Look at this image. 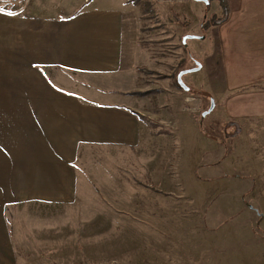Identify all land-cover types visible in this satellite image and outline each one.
Returning a JSON list of instances; mask_svg holds the SVG:
<instances>
[{
  "label": "crops",
  "instance_id": "0c3cea01",
  "mask_svg": "<svg viewBox=\"0 0 264 264\" xmlns=\"http://www.w3.org/2000/svg\"><path fill=\"white\" fill-rule=\"evenodd\" d=\"M228 2L229 18L210 29L216 28L222 67L221 86L210 93L229 124L218 141H235L248 154L256 188L246 198L248 188L240 192L258 214L254 203L264 205V0ZM0 8V264L80 263L84 252L73 241L81 238L83 219L70 210L97 197L88 194L92 180L80 173V158L91 146H139L147 139L140 115L160 119L146 106L147 95L129 93L144 90L136 66L146 52L140 41L149 19L130 0H0ZM110 181L114 192L120 182ZM126 182L113 203L134 202ZM120 231L113 225L107 235L116 250L137 240ZM85 232L98 239L97 231Z\"/></svg>",
  "mask_w": 264,
  "mask_h": 264
},
{
  "label": "rangeland",
  "instance_id": "374dc122",
  "mask_svg": "<svg viewBox=\"0 0 264 264\" xmlns=\"http://www.w3.org/2000/svg\"><path fill=\"white\" fill-rule=\"evenodd\" d=\"M146 2L149 9L144 8ZM138 5L150 24L144 27L146 34L140 41L146 52L136 67L141 88L152 91L146 106L160 119L140 115L147 139L139 146H91L86 149L88 156L85 153L80 158V173H89L92 180L88 194L97 197L96 203H79L69 209L83 219L81 238L77 241L75 237L73 243L84 255L76 264H258L264 256L260 239L264 220L258 216L264 215V205L254 203L257 214L243 204L240 192L244 194L247 187L246 198L256 188L248 154L241 146L237 149L235 141H218L229 125L221 121L218 108L203 116L211 105L210 92L221 86L216 28L212 32L214 25L204 27L213 16L222 15L220 3L140 0ZM188 35L204 38L187 37L184 42ZM197 62L202 68L183 76L190 88L186 90L177 75L196 67ZM122 153L130 159L123 161ZM242 173L245 175L237 177ZM112 178L120 182L114 185V192L110 190ZM123 181H127L124 185L133 203H117L116 199L113 203L112 196L121 194ZM121 215L129 218L124 224L125 218L112 224ZM94 217L96 222L85 223ZM113 225L128 239L137 240L129 241L125 249L109 246L107 235ZM86 230L97 231L98 239Z\"/></svg>",
  "mask_w": 264,
  "mask_h": 264
},
{
  "label": "trees",
  "instance_id": "16d2710c",
  "mask_svg": "<svg viewBox=\"0 0 264 264\" xmlns=\"http://www.w3.org/2000/svg\"><path fill=\"white\" fill-rule=\"evenodd\" d=\"M217 1H219V3H220L222 15L221 16H216V15L213 16L211 18L210 22L204 25V27L206 29L209 28L210 26L221 24L229 18L230 6H229L228 0H217ZM133 2H134V4H138L140 2V0H133ZM150 6L151 5L149 4V2L144 3L145 9H149ZM147 11H149V10H146V12ZM151 14L153 15V12H151ZM129 93L130 94H136L139 96H145V95L152 93V91L151 90H145V91L133 90V91H130Z\"/></svg>",
  "mask_w": 264,
  "mask_h": 264
},
{
  "label": "water",
  "instance_id": "95a60500",
  "mask_svg": "<svg viewBox=\"0 0 264 264\" xmlns=\"http://www.w3.org/2000/svg\"><path fill=\"white\" fill-rule=\"evenodd\" d=\"M201 1H204L206 2L207 4L209 3V0H201ZM187 37L189 38H204V36H199V35H188L184 38V42H186V39ZM202 68V63L200 62H197V66L196 67H193V68H189V69H184V70H181L178 75H177V81L178 83L181 85V87H183L184 89L186 90H189L190 88L186 85V83L184 82L183 80V76L189 72H194V71H197L199 69ZM215 107V100L214 98L211 99V105L209 107L208 110L204 111L203 112V116H206L207 114H209L210 112H212V110L214 109Z\"/></svg>",
  "mask_w": 264,
  "mask_h": 264
},
{
  "label": "snow or ice",
  "instance_id": "6c2138e0",
  "mask_svg": "<svg viewBox=\"0 0 264 264\" xmlns=\"http://www.w3.org/2000/svg\"><path fill=\"white\" fill-rule=\"evenodd\" d=\"M3 11V9L2 8H0V12H2ZM9 14H11V13H9Z\"/></svg>",
  "mask_w": 264,
  "mask_h": 264
}]
</instances>
